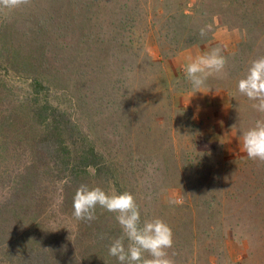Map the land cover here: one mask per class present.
<instances>
[{
  "label": "rangeland",
  "instance_id": "374dc122",
  "mask_svg": "<svg viewBox=\"0 0 264 264\" xmlns=\"http://www.w3.org/2000/svg\"><path fill=\"white\" fill-rule=\"evenodd\" d=\"M55 2L61 7L59 10ZM107 2L113 10L109 16L113 22L118 20V4L128 5L136 14H140L130 26V49L125 52L118 51L116 41H113L115 34L108 36L111 29L107 30L104 24L100 28L97 27L98 23L93 24L85 39L81 37L80 30L71 32L60 28L62 7L69 0H30L29 4L16 10L0 9V27L5 20L11 24L8 37L0 35V51L3 42H11V46L6 48L13 61L29 62L28 56L33 55L34 47L42 43V39L33 42L29 38V28L35 30V24L48 26L49 33L44 35L43 41L49 51L44 57L49 58L52 78L65 90L63 96L57 94L66 100L73 115L86 125L85 128L91 130L98 148L110 158H119L128 167L132 166V162L137 161L138 164L139 160L144 161L142 157L145 158L143 167L149 173L140 171L133 174L141 182L135 192L146 202L145 210L150 212L149 218L153 219L167 213L165 207L170 201H177L175 204L179 205L185 203L183 187L170 185L177 180L173 179L172 171L164 167L172 164L163 149L170 142L172 149L189 155L184 161L187 167L197 161L204 164L206 161H201L195 155L202 153L203 147L208 148L211 156L208 163L213 168L210 177L218 179V182L223 177L229 180L235 178L237 174L233 173L236 169L230 165L246 160L240 130L250 127L260 118V114L255 116L251 106L253 102L238 93L237 83L246 75L250 62L264 56V0H241L237 9L229 6L227 0ZM181 13L185 16L183 20L180 19ZM170 15L174 18L169 19ZM74 23L77 24L69 21V28L74 27ZM206 25H211L212 29L201 37L199 30ZM189 34L196 35L198 41L173 52L176 44L180 45V40ZM215 47H220L227 59V75L223 79L210 77L207 87L195 94L185 79L184 68L189 57L195 58ZM161 51L168 56L163 57ZM19 53L23 56L19 57ZM0 80L8 82L16 90H20L24 83L17 74L6 76L2 71ZM136 88L139 91L132 94ZM233 93L238 97L237 107L232 106ZM137 95L146 99L148 106H130L129 101ZM165 98L170 103V109L164 110L165 113H161L164 116L157 120L167 137L164 134V139H161L163 143L160 140L154 147L152 138L156 136V130L148 133L147 127L152 121H148V112L166 105ZM1 104L0 111L5 108ZM165 117L167 120L164 122ZM155 123L157 125L156 120ZM146 134L150 135L149 139ZM259 165L257 161L256 167ZM218 182L214 185L215 190L200 189L197 188L198 184L194 185L197 192L193 202L205 197L216 199L221 195L216 190ZM150 183L156 185L151 194L143 189ZM142 193L148 197L142 196ZM226 208V203L223 207H214L221 213ZM228 213L231 214L230 211ZM203 219V215L193 219L199 233L208 232ZM219 229L216 227L213 231ZM235 232H223V248L219 245L220 238H216L217 251L213 255L207 254L203 248L207 242L203 241L197 263L264 264V244L250 245L241 231ZM245 250H248L247 253Z\"/></svg>",
  "mask_w": 264,
  "mask_h": 264
},
{
  "label": "trees",
  "instance_id": "16d2710c",
  "mask_svg": "<svg viewBox=\"0 0 264 264\" xmlns=\"http://www.w3.org/2000/svg\"><path fill=\"white\" fill-rule=\"evenodd\" d=\"M227 2L237 9L241 0ZM108 3L107 0H69L62 7L60 28L71 32L80 30L81 37L85 39L93 24L98 23L99 28L104 24L107 30L111 29L108 36L113 37L115 34L113 41H116L118 51L125 52L130 49V26L140 14H136L128 5L118 4V20L113 22L109 19L113 10ZM55 5L58 10L61 8L56 2ZM171 15L169 19L174 18ZM184 17L181 13L180 19ZM69 21L77 24L69 28ZM0 28V35L5 38L11 33V24L7 20L3 21ZM29 31V38L33 42L42 39V43L34 47L33 55L28 56L29 62L13 61V56L6 48L11 46V42H3L0 51V73L2 71L6 76L17 74L24 80L20 90L0 80V102L5 105L0 111V263L119 264L108 251L111 239L121 234L115 214L97 207L94 221H77L72 214L73 197L81 184H87L90 188L99 186L106 192L127 191L134 195L140 206L142 221L150 219V212L145 210L146 202L135 192L140 186V178L133 175L140 171L149 173L143 167L145 158L142 157L144 161L139 160L138 164L137 161H131L132 166L128 167L121 159L110 158L98 148L90 134L91 130L85 128L86 125L73 115L66 100L57 94L63 96L65 90L52 78L48 67L49 58L44 57L49 51L43 41L44 35L49 33L48 26L35 24V30L29 28ZM196 41L198 37L189 34L172 51ZM161 53L163 57L168 56L165 52ZM18 56L23 55L19 53ZM132 91L133 94L139 90L136 88ZM231 98L232 106L237 107L236 94L233 93ZM165 100L167 104L160 109L151 113L147 110L148 121L152 120L147 127L148 133L156 130V136L152 138L154 147L157 146L156 142L164 139V134L167 137L157 120L164 116L161 114L165 113L164 110L170 109V103ZM147 103L146 99L138 95L129 101L132 107H146ZM257 115L259 113L255 111ZM166 120L167 117L163 118L164 122ZM146 136L149 139L150 135ZM167 145L163 149L172 164L164 167L172 171L173 179L177 180L170 185L183 187L185 203L167 204V213L157 218L161 217L173 231L174 244L168 253L175 264H198V252L203 241L207 242L203 247L207 254L213 255L217 251L216 238H220L219 245L223 248L224 231H241L250 245L264 244V163L259 162L260 165L256 167L257 161L247 157L243 162L230 165L236 169L233 173L237 174L235 178L229 180L223 177L218 182V179L210 177L213 168L208 163L211 157L208 148L203 147L202 153L195 155L201 161L205 160L204 164L197 161L187 167L184 161L189 155L172 149L171 142ZM150 155L153 156L151 152ZM217 182L216 190L221 195L216 199L205 197L193 202L197 192L194 185L198 184L197 188L200 189L215 190ZM155 187V184L150 183L143 189L151 194ZM146 195L142 193L147 198ZM225 203L227 208L223 213L214 209L225 206ZM197 215L204 216L207 233H199L198 228L194 227L193 219ZM216 227L220 228L217 234L216 230L213 231Z\"/></svg>",
  "mask_w": 264,
  "mask_h": 264
},
{
  "label": "clouds",
  "instance_id": "9594fccd",
  "mask_svg": "<svg viewBox=\"0 0 264 264\" xmlns=\"http://www.w3.org/2000/svg\"><path fill=\"white\" fill-rule=\"evenodd\" d=\"M30 0H0V9L16 10L29 4ZM200 36L211 31V25L200 28ZM226 57L220 47L196 56L189 57L184 68L185 79L193 93L207 87L210 77L223 79L227 73ZM237 91L252 101V108L260 114L250 127L241 133L242 150L247 157L264 163V56L250 62L247 73L237 83ZM170 203H178L170 201ZM100 207L115 214L121 234L111 239L109 255L119 264H175L168 250L173 247V231L160 218L141 219L140 206L130 192H106L99 186L81 184L73 197V217L77 221L92 222ZM103 238V237H101ZM147 254V255H145Z\"/></svg>",
  "mask_w": 264,
  "mask_h": 264
}]
</instances>
